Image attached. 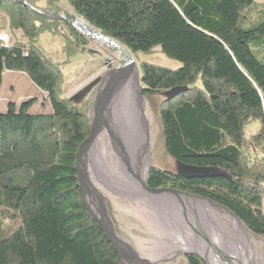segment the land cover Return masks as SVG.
<instances>
[{
	"label": "trees",
	"instance_id": "trees-1",
	"mask_svg": "<svg viewBox=\"0 0 264 264\" xmlns=\"http://www.w3.org/2000/svg\"><path fill=\"white\" fill-rule=\"evenodd\" d=\"M36 8L34 0H24ZM47 4L59 0H45ZM73 13L132 55L155 49L180 67L140 63V93L158 102L164 157L196 167H216L230 179H184L163 163L147 180L219 204L254 237H264V6L254 0H66ZM37 9V8H36ZM40 11V10H39ZM50 14L52 12L42 10ZM10 31L26 45L0 43L4 73H17L44 95L8 102L0 114V264H121L83 204L75 156L89 136L94 88L80 103L62 98L63 75L39 45L44 32L63 31L66 57L90 38L14 0H0ZM53 15L57 16L55 12ZM254 19L256 22H253ZM258 123L249 139L245 128ZM185 264H206L184 255Z\"/></svg>",
	"mask_w": 264,
	"mask_h": 264
},
{
	"label": "rangeland",
	"instance_id": "rangeland-1",
	"mask_svg": "<svg viewBox=\"0 0 264 264\" xmlns=\"http://www.w3.org/2000/svg\"><path fill=\"white\" fill-rule=\"evenodd\" d=\"M34 1L36 3L35 7L40 11L46 10L52 12L50 13L52 15L53 13L57 12V16H71L78 19V17L73 13V11L66 3V0H59L56 4H47L45 0ZM254 1L257 5L264 6V0ZM1 14L4 15L3 13ZM2 17L3 16H0V33L4 32L3 34L7 35L9 45H26L27 40L23 37V35H21L20 33L14 34L13 32L15 31H10L8 29L7 17L5 16L7 22H4L5 18ZM263 18L264 17H261L260 20ZM80 21L83 22L82 19H80ZM253 22H256V20L254 19ZM62 34V29H59L58 32H44L40 36L39 45L41 46L47 57L50 58L54 63H56L61 69L63 75L62 98L64 99L70 100L74 98L78 92L96 81L98 78L102 77L108 70L117 68L118 66L123 65L125 62V57L119 54L117 50L111 49L107 46H102L99 42L91 40L86 47L77 48L75 55L70 59H67L66 44ZM251 48L256 57L261 62H264V57L261 51H258V49L254 46H252ZM127 54L133 59L137 67L142 62L158 67L167 68L170 70H176L180 67V64L169 60L164 55H162L159 52V49H155L148 55H132L128 52ZM138 86L140 91V84ZM127 95L128 94L125 93L124 98H121L118 104L121 119V129L119 130L121 133H123V131L125 130V105L122 99L128 101ZM140 96L146 103V106L144 108V117L149 123L148 135L149 145L151 147L150 159L152 160L153 164H160V162H164L162 166H164L166 170L173 171L175 170L174 162L169 161L167 157H164L163 150L161 149L162 136L158 116V102L162 98V96L160 95L157 97L148 98L143 97L141 93ZM31 98L38 100V104L31 110V112L40 111L42 108H39V105L42 103L44 95L38 92V90L29 82V80L25 76L10 72L4 73L3 83L0 88V114L6 111L8 102L19 103ZM112 127L113 125L110 124V129ZM258 130V123H252L246 126V139H249L251 136L255 135ZM121 135L122 134H120V136ZM123 144L122 148L125 151V146H123ZM97 151L101 154L103 160L107 164L112 165L116 162V155L111 145L108 132H104L100 137L97 145ZM93 176V181L109 199L112 219L117 226L119 235L124 240L129 242L141 255L151 258L154 261L159 262L160 264H185L184 260L182 259V257L185 255L182 253L185 250L182 249L181 251H177L175 254L168 257L161 253V251L159 250V247L164 243H176L179 247L183 244L177 242L176 238H168L167 234L162 231L159 224L155 223V217L159 216L157 214H154L156 210L159 211L157 208L154 209V207H150V210L146 211L147 208L145 209L143 206H139L136 202L128 199L127 197L116 194L115 192L110 190L113 189L114 191H118L115 186H112V183L111 185H108L109 183L102 181L100 178L102 177L101 175L98 179H100L103 184L97 183L98 176ZM148 211L149 213L151 211V213L153 214H148ZM186 214L192 220L194 229L200 235L199 238H202V236L204 238H207L201 227L197 226V222L195 221L193 216L188 212ZM220 222L222 224L224 223L222 218L220 219ZM246 232L248 234V239L255 248L254 263L264 264V237H254L247 230Z\"/></svg>",
	"mask_w": 264,
	"mask_h": 264
},
{
	"label": "bare ground",
	"instance_id": "bare-ground-1",
	"mask_svg": "<svg viewBox=\"0 0 264 264\" xmlns=\"http://www.w3.org/2000/svg\"><path fill=\"white\" fill-rule=\"evenodd\" d=\"M78 24L92 31L82 21L78 20ZM116 50L123 55L122 48ZM130 60L133 61L131 57ZM136 82L137 78H134L125 87L112 111L110 124L113 127L109 129L108 134L116 155V162L112 165L107 164L101 154L97 153L94 159L97 178L101 175L102 181L109 183L108 185L112 183L118 191L106 186L107 188L116 194L137 201L140 206L147 208L146 210H150V207L159 210L154 212L159 215L155 217V223L159 224L168 238H176L177 242L183 244L179 247L175 242H173L175 244L164 243L159 250L165 256L168 257L183 249L185 251H182V254H196L204 258L208 264H255V248L248 239L246 230L225 210L211 203L176 193L150 192L146 189L148 172L141 176L138 162L142 150L141 145L147 143L149 123L144 117L146 103L140 97ZM125 93L128 94V101L122 99L125 105V130L121 133L118 104L119 100L124 98ZM120 140L122 144L126 142L123 144L125 151ZM187 212L193 216L207 238L203 236L199 238L200 235L195 231ZM150 213L148 211V214ZM221 218L223 224L220 222Z\"/></svg>",
	"mask_w": 264,
	"mask_h": 264
},
{
	"label": "water",
	"instance_id": "water-1",
	"mask_svg": "<svg viewBox=\"0 0 264 264\" xmlns=\"http://www.w3.org/2000/svg\"><path fill=\"white\" fill-rule=\"evenodd\" d=\"M16 3L28 7L31 12L38 15L46 17L50 20L60 21L65 20V16H55L52 14H47L39 11L38 9L32 7L28 2L24 0H14ZM78 20L74 18L72 26L77 29L84 36L89 37L91 41L99 42L102 46H107L111 49L122 48L116 42L103 36L101 33L94 30L87 25L92 31L86 29L83 25L78 24ZM123 49V48H122ZM124 50V49H123ZM123 56L125 57V62L123 65L117 68L108 70L104 75L98 78L93 83L89 84L78 92L74 98L70 99L75 103H80L94 88L95 92L91 100V107L88 112L89 120V136L85 141L79 146L77 154L75 156V180L79 188L81 198L85 209L88 211L93 220L101 228L104 237L108 243L113 247L117 253L121 264H160L151 258L141 255L136 249L126 240H124L118 233L117 226L112 219L110 202L105 193L98 187V185L93 181L92 175L95 174L94 159L97 155V145L100 137L104 132H108L110 129V122L112 118L113 108L125 87L134 79L137 78L136 86L139 91V69L134 61L130 60V56L124 50ZM139 83V84H138ZM188 91L186 87H175L167 92H164L162 96L166 100L171 101ZM141 97V96H140ZM142 98V97H141ZM151 160V159H150ZM175 173L180 178L184 179H214V178H226L230 179L228 174L216 167H196L191 165H186L179 161L174 162ZM153 167V162L151 160V165L149 167L146 179V189L150 192L154 191H168L176 193L178 195H183L186 197L202 200L211 203L229 213L239 225H241L245 230L246 228L240 223L235 214L230 212L228 209L220 206L219 204L212 202L210 200L204 199L199 196H191L184 194L182 192L171 190V189H150L147 186L148 176ZM97 177V176H96ZM98 179V178H97ZM97 183L103 184L99 179ZM192 255L202 259L206 264H208L204 258L196 254H185Z\"/></svg>",
	"mask_w": 264,
	"mask_h": 264
},
{
	"label": "flooded vegetation",
	"instance_id": "flooded-vegetation-1",
	"mask_svg": "<svg viewBox=\"0 0 264 264\" xmlns=\"http://www.w3.org/2000/svg\"><path fill=\"white\" fill-rule=\"evenodd\" d=\"M147 137L148 138H147L146 145H144V144L141 145V149L142 150L140 151V159H139V162H138V168L140 169V170L139 169L138 170H139L141 176H143L146 172H148L149 167L151 165V160H150V150H151V147L149 145V135H147ZM154 166H155V164H153V167ZM173 171L175 172V170H173ZM93 175H92V178L94 177ZM134 202H136L139 205V203L137 201H134ZM197 226H199L198 223H197ZM193 227H194V225H193Z\"/></svg>",
	"mask_w": 264,
	"mask_h": 264
},
{
	"label": "built area",
	"instance_id": "built-area-1",
	"mask_svg": "<svg viewBox=\"0 0 264 264\" xmlns=\"http://www.w3.org/2000/svg\"><path fill=\"white\" fill-rule=\"evenodd\" d=\"M0 43H2L5 46H9V40L7 35L0 33Z\"/></svg>",
	"mask_w": 264,
	"mask_h": 264
},
{
	"label": "crops",
	"instance_id": "crops-1",
	"mask_svg": "<svg viewBox=\"0 0 264 264\" xmlns=\"http://www.w3.org/2000/svg\"><path fill=\"white\" fill-rule=\"evenodd\" d=\"M0 16H3L2 18H5V16L2 15L1 13H0ZM4 22H7V21H6V18L4 19ZM7 30H8V29H7ZM3 33H4V32H3ZM13 33H14V34H15V33H20V34L22 35V33H21L20 31H17V32L15 31V32H13Z\"/></svg>",
	"mask_w": 264,
	"mask_h": 264
}]
</instances>
